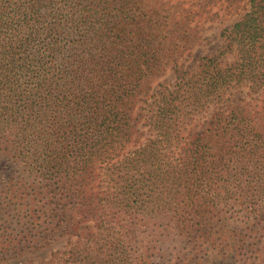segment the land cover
Here are the masks:
<instances>
[{
  "label": "trees",
  "instance_id": "16d2710c",
  "mask_svg": "<svg viewBox=\"0 0 264 264\" xmlns=\"http://www.w3.org/2000/svg\"><path fill=\"white\" fill-rule=\"evenodd\" d=\"M134 13L124 0H0V156L28 176L8 186L29 231L5 236L0 259L67 238L58 264H150L197 238L235 188L264 190V122L246 106L219 110L205 132L182 139L186 106L221 103L244 82L264 90V0H252L194 77L181 71L178 89L145 100L152 136L128 152L142 93L173 62ZM228 233L238 257L245 236ZM200 248L176 264H221ZM255 260L264 264V245Z\"/></svg>",
  "mask_w": 264,
  "mask_h": 264
},
{
  "label": "rangeland",
  "instance_id": "374dc122",
  "mask_svg": "<svg viewBox=\"0 0 264 264\" xmlns=\"http://www.w3.org/2000/svg\"><path fill=\"white\" fill-rule=\"evenodd\" d=\"M124 1L128 4L129 11L140 15V28L152 36L148 42L169 45V56H173V62L155 74L142 93L136 108L140 121L134 141L128 148L129 152L145 144L146 140L152 136L147 123L149 106L145 100L154 101L151 96L157 95L166 88L178 89L182 72L190 79L194 77L192 72L198 70L203 58L220 55L226 44L224 31L231 29L243 19L251 9L252 0ZM134 4L137 5V10L132 8ZM233 60L234 55L229 54L225 57L224 63ZM226 93L221 103L203 101L186 106L182 139L189 142L199 133L205 132L213 115L219 110L229 113L232 109L246 106L254 121L264 122V90H252L249 84L244 82L234 85ZM17 169V164L13 160L0 156V242L5 239V236L10 238L12 236L18 240L24 236L25 232L27 234L29 232L25 230L26 225L19 223L17 213L19 201L13 199L9 192V182L19 177L28 179V176L20 172L16 173ZM244 186L245 189L246 185ZM232 194V199L210 210L205 228L201 231L202 226H200V231L195 233L197 238H186L183 242L176 239V254L169 256L159 251L151 258L150 264L193 261L197 254L196 249H193L196 242L202 245L199 255L205 259L221 262V264H259L255 260V255L264 245V190L260 192L255 189L246 190V193H242L235 188ZM12 222L15 223L12 225ZM89 225L94 224L89 223ZM235 228L242 231L245 236L242 249L237 252L238 257L235 252L231 253L226 249V245L230 244L228 232ZM190 241L193 245L189 244ZM71 247L70 240L62 238L38 251L30 247L28 253L21 257H15L10 253L0 259V264H58L69 257L67 252ZM224 258L227 259L224 260ZM175 259L177 261H174Z\"/></svg>",
  "mask_w": 264,
  "mask_h": 264
}]
</instances>
